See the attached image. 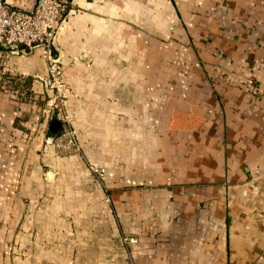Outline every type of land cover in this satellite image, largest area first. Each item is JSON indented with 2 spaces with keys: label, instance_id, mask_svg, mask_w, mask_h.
I'll return each instance as SVG.
<instances>
[{
  "label": "crops",
  "instance_id": "obj_1",
  "mask_svg": "<svg viewBox=\"0 0 264 264\" xmlns=\"http://www.w3.org/2000/svg\"><path fill=\"white\" fill-rule=\"evenodd\" d=\"M69 8L74 145L43 51L0 50V264H264V0Z\"/></svg>",
  "mask_w": 264,
  "mask_h": 264
},
{
  "label": "built area",
  "instance_id": "obj_2",
  "mask_svg": "<svg viewBox=\"0 0 264 264\" xmlns=\"http://www.w3.org/2000/svg\"><path fill=\"white\" fill-rule=\"evenodd\" d=\"M71 0H0V50L5 52H27L41 49L47 61L48 96L44 109L50 114L51 122L58 120L60 137H67L75 144L72 117L67 109L69 88L64 79L62 63L54 52L57 37L65 27ZM5 74L0 73V79ZM92 171L101 176L103 168L92 166ZM126 244H137L138 238H123Z\"/></svg>",
  "mask_w": 264,
  "mask_h": 264
},
{
  "label": "rangeland",
  "instance_id": "obj_3",
  "mask_svg": "<svg viewBox=\"0 0 264 264\" xmlns=\"http://www.w3.org/2000/svg\"><path fill=\"white\" fill-rule=\"evenodd\" d=\"M253 87H254V89H255L256 91L258 90V89H257V88H258L257 85H254ZM67 109H68V104H67ZM68 111H69V109H68ZM69 113H70V112H69ZM70 114H71V113H70ZM71 117H72V123H73L74 118H73L72 115H71ZM88 164H89V170H90L93 174H95V172L92 171V169H91L92 166H98V167L103 168L104 171L102 172V175H101V176L95 174L97 177L102 178V177L105 175L106 168H105L104 166H102V165H100V164H97L96 162H89Z\"/></svg>",
  "mask_w": 264,
  "mask_h": 264
},
{
  "label": "water",
  "instance_id": "obj_4",
  "mask_svg": "<svg viewBox=\"0 0 264 264\" xmlns=\"http://www.w3.org/2000/svg\"><path fill=\"white\" fill-rule=\"evenodd\" d=\"M61 128V122L58 120H53L50 125V129L54 132H59Z\"/></svg>",
  "mask_w": 264,
  "mask_h": 264
}]
</instances>
